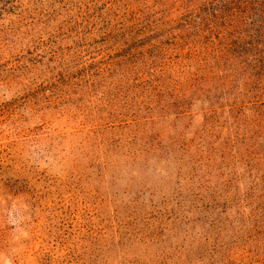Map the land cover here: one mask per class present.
<instances>
[{
    "label": "rangeland",
    "instance_id": "1",
    "mask_svg": "<svg viewBox=\"0 0 264 264\" xmlns=\"http://www.w3.org/2000/svg\"><path fill=\"white\" fill-rule=\"evenodd\" d=\"M204 1L0 0V264H264V9Z\"/></svg>",
    "mask_w": 264,
    "mask_h": 264
},
{
    "label": "trees",
    "instance_id": "2",
    "mask_svg": "<svg viewBox=\"0 0 264 264\" xmlns=\"http://www.w3.org/2000/svg\"><path fill=\"white\" fill-rule=\"evenodd\" d=\"M204 2L206 4L207 3V0H205ZM239 2L240 3H246L247 5H250V6H252V5L254 6V5L258 4V3H261V5H262V7L264 9V0H240ZM111 27H112L111 24L106 25V29H105L104 32L107 33L108 35H111L109 33V31L112 30ZM120 36H121V34L120 35H117V37H119V38H120ZM110 37H112L115 40H117V37L115 35L110 36ZM248 45H249V47H248V50L246 52V59L245 60L247 62H249L250 65H251V68L254 69V71H256V69H258L259 66L256 69L254 67L257 66V64L260 62L261 57H263V55H261V52L259 51V49L256 48L257 47V41H255V40L249 41L248 42ZM251 71H253V70H251ZM262 71H264V70H262ZM131 75H133V74H131ZM131 75L130 76L129 75L127 76L126 73H122V76H120L121 77L120 80L124 84H127L129 81L130 82H133L134 81V77L132 78ZM139 82H140L141 85L144 86V85H147L150 81L140 80Z\"/></svg>",
    "mask_w": 264,
    "mask_h": 264
}]
</instances>
